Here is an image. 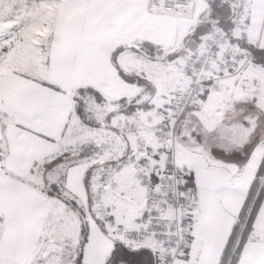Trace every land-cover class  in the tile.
Instances as JSON below:
<instances>
[{
  "label": "snow or ice",
  "instance_id": "1",
  "mask_svg": "<svg viewBox=\"0 0 264 264\" xmlns=\"http://www.w3.org/2000/svg\"><path fill=\"white\" fill-rule=\"evenodd\" d=\"M101 2L0 0V23L16 21L0 31V67L18 48L31 45L47 75L53 76L82 37L71 24L50 21L49 12L62 10L74 20ZM212 7L224 15L223 8ZM42 28L48 29L46 37H36ZM242 46L253 63L264 66L259 40ZM122 50H116L113 61ZM17 74L42 90L65 94L52 78ZM120 76L129 84H146L123 71ZM261 97L264 90L240 101L237 117H222L212 125L200 120L194 104L168 105L171 115L164 112L159 132L166 146L144 147L133 154L130 147L121 153L109 142L108 132L123 133L113 123L115 113L102 116L90 108V101L103 100L91 87L79 88L72 96V111L59 137L29 126L44 119L42 113L26 116L0 94V179L13 177L8 167L17 157L13 131L46 142L42 154L25 159L26 178L13 177L34 192L25 197L11 185L0 187V264H264ZM178 146L200 163L192 167L178 161ZM127 169L135 171L130 185L119 180ZM237 187L243 199L239 212L226 241L208 255L198 248L197 213L202 216L203 199Z\"/></svg>",
  "mask_w": 264,
  "mask_h": 264
},
{
  "label": "crops",
  "instance_id": "2",
  "mask_svg": "<svg viewBox=\"0 0 264 264\" xmlns=\"http://www.w3.org/2000/svg\"><path fill=\"white\" fill-rule=\"evenodd\" d=\"M165 2L102 0L98 6L74 20L62 10L55 12L58 22L71 24L72 31L82 37L81 43L51 77L34 55L23 57L16 52V61L12 66L0 69V94L26 116L42 113L44 119L33 120L29 126L59 137L64 127L63 121L69 118L72 111V96L79 88L91 87L103 97L99 104L107 111L106 115L115 113L116 120L132 121L130 130L119 128L123 135L117 134L118 138H115L117 151L122 153L126 147H130L135 154L140 136L145 137L151 146L157 145L153 139V129L163 123L164 112L171 115V108L167 106L171 105L174 91L187 83L181 68L186 61L195 57L212 30L198 37L191 35L200 15L207 9L206 0H191L187 8L174 11L164 9ZM245 13L248 34L245 42L254 44L259 40L260 46L264 47V0H246ZM38 30L48 32L47 28ZM146 42L156 45L155 55H149L140 47ZM230 45L242 54L243 48L235 41H231ZM117 49L123 50L113 61ZM159 69L168 75L167 80L171 79L168 85L165 80H162V84L158 83ZM121 71L144 79L145 86L129 84L120 76ZM17 73H27L28 76L42 79L52 78L64 89L65 94L42 90L31 79ZM157 83L162 85V89L154 99ZM258 90H264V66L253 63L251 59L240 70L222 71L215 68L204 87L203 94L206 92L207 95L203 100L200 99L195 114L206 125L218 123L222 117L231 120L238 116L239 102L251 99ZM122 101L133 102V110H121ZM149 116L153 119L149 120ZM24 122L28 123L27 120ZM138 127H141L139 133L136 132ZM12 138L17 157L9 162V171L13 177L21 174L26 178L25 159L42 154L46 150V142L25 132L13 131ZM176 157L178 161L192 167L200 163L193 155L188 159L179 154ZM133 176L134 172L128 170L121 174L119 180L122 184L130 185L134 182ZM13 177L0 179V187L11 185L20 189L25 197L35 191L21 185ZM241 191L237 187L234 191L203 199L200 206L202 216L200 212L197 213L198 248L208 255L226 241L243 202Z\"/></svg>",
  "mask_w": 264,
  "mask_h": 264
},
{
  "label": "built area",
  "instance_id": "3",
  "mask_svg": "<svg viewBox=\"0 0 264 264\" xmlns=\"http://www.w3.org/2000/svg\"><path fill=\"white\" fill-rule=\"evenodd\" d=\"M227 1L230 6L229 29H212L207 40L201 46L195 57L186 61L181 68V72L186 77L187 83L175 89L171 105H196L200 96L203 94L204 87L210 81L211 74L215 68H219L222 71L240 70L245 68L247 62L251 59L247 55V51L239 54V52L230 45V42L233 41L234 38L243 40L248 38L245 13L246 0ZM189 3V0H166L163 4V8L174 11L177 8H187ZM148 119L152 120L153 117L149 116ZM115 124L118 125L120 129L125 130H130L132 127L131 119H118ZM162 124L163 123L158 124L153 129V139L158 144L151 146L145 137L140 136L136 149L137 152L144 147H152L153 150H155L158 146H166L159 136ZM136 132H141V127H138ZM128 170L132 169H127L125 171ZM132 171L134 172L135 178V171Z\"/></svg>",
  "mask_w": 264,
  "mask_h": 264
},
{
  "label": "rangeland",
  "instance_id": "4",
  "mask_svg": "<svg viewBox=\"0 0 264 264\" xmlns=\"http://www.w3.org/2000/svg\"><path fill=\"white\" fill-rule=\"evenodd\" d=\"M166 1V0H165ZM189 2L191 3V0H189ZM53 8H56V7H58V5H53L52 6ZM48 19L50 20V21H52V20H55V21H57L58 22V20H57V14H55V12H53V11H50L49 12V14H48ZM16 21H15V18L12 20V21H5V22H3V23H0V27L1 26H11L12 24H14ZM47 33L48 32H45V31H39V30H37L36 32H35V36L36 37H39V38H45L46 37V35H47ZM236 39L237 38H234V41L236 42ZM239 39V38H238ZM38 41H36V40H32V43H37ZM243 42V41H242ZM245 43V42H244ZM238 44V43H237ZM239 45V44H238ZM141 48H143L145 51H148L150 54L149 55H155L156 54V52H157V50L156 49H151V48H148V47H146V46H140ZM201 48V47H200ZM241 48H243V51H242V53L244 52V51H247L246 50V48H244V47H241ZM150 49V50H149ZM156 51V52H155ZM32 51H31V49H30V46L28 45V46H23V47H20V48H18V50H17V53L20 55V56H23V57H31L33 54L31 53ZM154 52V53H153ZM16 53V54H17ZM153 53V54H152ZM159 53V52H158ZM15 54V55H16ZM196 54H197V52H196ZM15 57L16 56H14L13 58H12V60L10 61V62H8V63H6L3 67H0V69H5V68H8V67H10V66H12V63L14 62V60H15ZM16 61V60H15ZM158 75H159V78H160V80H158L159 82L158 83H161L162 84V80H165L166 81V85H168L169 83H170V81H171V79L170 80H167V77H168V75L164 72V71H160V69H159V71H158ZM156 84V87H155V90H156V92H155V96H154V99L155 98H157L158 96H159V92L161 91V86L162 85H160V84ZM199 101H200V99H199ZM199 101L197 102V104L195 105V106H197L198 104H199ZM89 106H90V108L93 110V111H95V112H98V113H100L102 116H108V115H106V113H107V111L100 105V104H97L94 100L93 101H90V103H89ZM112 119H113V123H115V120L117 119V117L115 116H113L112 117ZM201 120V119H200ZM202 121V120H201ZM211 121H213V120H209V122H211ZM203 122V121H202ZM108 138H109V142H112V143H114V146H115V148H116V150L118 149L117 148V146H116V140H115V138L117 139L118 138V136H117V133H113V132H108ZM114 138V139H113ZM115 140V141H114ZM138 140H139V138H138ZM176 154H179L181 157H183V158H185V159H188V157H191L192 156V154L191 153H189V152H187V150H185V149H183L182 147H180L179 146V148L177 147V152H176ZM133 179H135L134 178V176L132 177Z\"/></svg>",
  "mask_w": 264,
  "mask_h": 264
},
{
  "label": "trees",
  "instance_id": "5",
  "mask_svg": "<svg viewBox=\"0 0 264 264\" xmlns=\"http://www.w3.org/2000/svg\"><path fill=\"white\" fill-rule=\"evenodd\" d=\"M207 1V9L205 12H203L198 22L196 23L194 27V31L192 32V37H198L200 34L210 31L211 29L220 28L222 30H228L230 27V8L229 3L227 0H206ZM215 4L216 7L223 8L224 15H220L216 12V9L212 7V5ZM234 41V40H233ZM243 41V42H242ZM245 40L243 39H236V43L239 44L240 47H243L242 44H244ZM142 46H146L151 49H156V45L152 43H144ZM245 48V47H244ZM148 52V51H146ZM154 53V52H153ZM133 102H121L120 106L127 105V108H125L123 111H128L129 105H133Z\"/></svg>",
  "mask_w": 264,
  "mask_h": 264
},
{
  "label": "bare ground",
  "instance_id": "6",
  "mask_svg": "<svg viewBox=\"0 0 264 264\" xmlns=\"http://www.w3.org/2000/svg\"><path fill=\"white\" fill-rule=\"evenodd\" d=\"M10 26H1L0 27V31H4V30H7Z\"/></svg>",
  "mask_w": 264,
  "mask_h": 264
},
{
  "label": "water",
  "instance_id": "7",
  "mask_svg": "<svg viewBox=\"0 0 264 264\" xmlns=\"http://www.w3.org/2000/svg\"><path fill=\"white\" fill-rule=\"evenodd\" d=\"M125 108H127V105H124V106L121 107L120 109L123 110V109H125ZM237 131H238V133H239V130H237Z\"/></svg>",
  "mask_w": 264,
  "mask_h": 264
}]
</instances>
